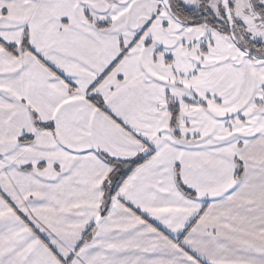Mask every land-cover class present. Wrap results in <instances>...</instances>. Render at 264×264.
Masks as SVG:
<instances>
[{
	"label": "snow or ice",
	"instance_id": "1",
	"mask_svg": "<svg viewBox=\"0 0 264 264\" xmlns=\"http://www.w3.org/2000/svg\"><path fill=\"white\" fill-rule=\"evenodd\" d=\"M0 264H264V0H0Z\"/></svg>",
	"mask_w": 264,
	"mask_h": 264
}]
</instances>
